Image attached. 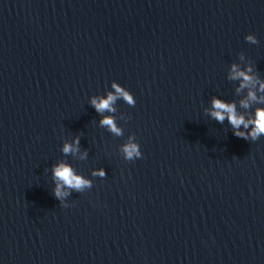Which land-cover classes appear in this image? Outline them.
Instances as JSON below:
<instances>
[{"label":"water","instance_id":"95a60500","mask_svg":"<svg viewBox=\"0 0 264 264\" xmlns=\"http://www.w3.org/2000/svg\"><path fill=\"white\" fill-rule=\"evenodd\" d=\"M232 63L264 78V0H0V264H264V137L205 111ZM113 80L121 136L89 105ZM61 160L93 185L69 207Z\"/></svg>","mask_w":264,"mask_h":264},{"label":"clouds","instance_id":"9594fccd","mask_svg":"<svg viewBox=\"0 0 264 264\" xmlns=\"http://www.w3.org/2000/svg\"><path fill=\"white\" fill-rule=\"evenodd\" d=\"M244 40L250 44H257L258 40L254 34H246ZM240 60L245 56L240 53ZM227 79L238 82L235 89L237 94L245 92L239 101L224 100L213 96L210 106L205 110L207 115L219 124L227 121L231 127L232 135L242 138L245 141L255 142L264 137V78L258 74L254 65L251 63L241 66L232 63L229 66ZM117 100H122L129 106H134L136 100L132 93L115 80L110 82V89L100 95L89 97V105L100 115L98 124L116 136L123 135V130L117 126L114 115V107ZM255 105V107H253ZM248 110L247 114L238 110ZM109 115H105V113ZM65 155L80 153V137L74 136L71 142L65 141L60 148ZM120 152L125 160L134 161L142 159V152L139 142L134 136H129L127 142L120 146ZM81 158L87 155V151L80 153ZM50 174L53 187L51 193L63 207H69L65 201L71 195V191L82 192L90 189L92 181L76 172V170L66 161H57L51 165ZM92 175L103 178L106 172L103 168L94 169Z\"/></svg>","mask_w":264,"mask_h":264}]
</instances>
